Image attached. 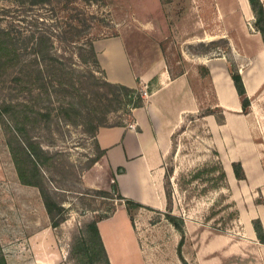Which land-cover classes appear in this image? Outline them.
<instances>
[{
    "label": "crops",
    "instance_id": "crops-1",
    "mask_svg": "<svg viewBox=\"0 0 264 264\" xmlns=\"http://www.w3.org/2000/svg\"><path fill=\"white\" fill-rule=\"evenodd\" d=\"M238 1L248 18L249 0ZM230 41L231 58L225 54L189 56L182 51L186 63L176 73L162 49L144 51L136 37L121 34L95 40L109 81L138 87L139 79L150 90L145 104L133 108L131 121L99 128L96 138L104 154L83 175L86 186L114 190L124 197L116 203L112 216L98 222L111 264H155L141 243L125 200L144 205L136 213L141 208L162 211L167 206L166 157L173 147V135L184 114L202 108L193 84L196 69L206 72L213 90L209 108L225 115L224 123L214 114L204 118L226 165L232 196L244 202L240 216L249 212L251 216L241 235L186 221L183 254L189 264H264V244L253 225V219L260 218L264 227V38L260 31H250L243 24ZM232 68L241 74L251 100L247 113ZM234 161L242 163L245 179L237 178ZM16 181L14 190L23 193L11 195L7 209L1 212V242L17 240L26 264H66L42 196L39 192L32 195L31 185L23 184L19 177ZM3 246L7 253L8 244Z\"/></svg>",
    "mask_w": 264,
    "mask_h": 264
},
{
    "label": "rangeland",
    "instance_id": "rangeland-1",
    "mask_svg": "<svg viewBox=\"0 0 264 264\" xmlns=\"http://www.w3.org/2000/svg\"><path fill=\"white\" fill-rule=\"evenodd\" d=\"M260 2L264 9V0ZM53 5L57 15L52 13L49 16L57 17L59 21L77 16V12L82 10L90 25L91 36L96 39L123 34L128 38H138V46L144 51L150 47H159L176 73L186 63L182 51L189 56L225 54L231 58L230 40L236 38L243 24L250 31H258V26H263L250 2L251 14L246 18L238 0H55ZM178 60L181 62L178 63ZM195 74L196 81L193 84L202 108L195 113L184 114L176 128L172 150L166 157L167 168L173 169L172 211L184 217L185 222L194 221L241 235L245 233L246 220L250 218L251 212L240 216L244 202L232 196V188L213 189L218 182L219 170L207 169H211L218 160H221L224 167L226 165L207 120L201 115L212 104L213 90L205 71L196 69ZM105 75L108 79L106 71ZM98 76L101 77L102 73L99 72ZM138 85L135 88L146 101L150 90L140 83ZM6 89L7 85L0 92H6ZM144 90L148 91L147 96L143 95ZM82 94H90V101L97 102H91L90 108L100 109V112L108 104L99 97L100 93L95 95L82 91ZM86 100L82 101L74 93L67 92L63 100V112L53 111L50 122L52 131L44 133L48 142L46 148L57 152L53 159L55 168L43 172L55 201L60 202L64 208L61 214H56V218L65 217L56 233L64 249L66 264L71 243L85 222L95 216L100 217L111 206L121 202L114 190L101 192L84 184L83 175L94 165L91 159L99 152L90 135L92 133L85 131L87 126L83 114L88 110ZM108 118V123L113 124L123 120L131 121L132 116L122 111H112L108 113ZM5 123L6 120L0 116V220L3 219L1 212L8 207V199L12 198L10 196L23 193L14 190L13 184L17 183L19 174L8 143L12 133L5 129ZM199 172L200 177L193 178ZM226 183L231 187L228 176ZM29 190L32 195L40 193L36 186L31 185ZM223 193L226 195L225 200L221 198ZM134 209V226L144 249L155 264H183L177 251L181 233L167 219V206L162 211L146 207L138 209L136 213ZM234 210L239 211L238 217L230 220L229 213ZM50 224L54 227L51 219ZM15 242L17 240L2 243L0 239V264H26L22 257V245ZM4 244H8L7 253Z\"/></svg>",
    "mask_w": 264,
    "mask_h": 264
},
{
    "label": "trees",
    "instance_id": "trees-1",
    "mask_svg": "<svg viewBox=\"0 0 264 264\" xmlns=\"http://www.w3.org/2000/svg\"><path fill=\"white\" fill-rule=\"evenodd\" d=\"M54 1L0 0V91L7 85L6 92H0V116L6 120L5 129L12 133L8 143L21 182L39 188L52 225L58 228L65 217L56 218V214H61L64 208L60 202L55 201L43 172L55 168L53 159L56 158L57 152L46 148L45 144L48 142L44 135L52 131L50 122L53 111L63 112V100L67 92L74 93L82 101L87 99L85 104L88 110L83 114L87 126L85 131L92 133L90 135L99 149L98 155L91 159L93 164L104 154L96 138L99 128L122 125L125 122L123 120L109 124L108 113L122 111L131 115L133 108L143 106L145 100L137 88L114 83L106 78L95 48L96 38L91 36L85 13L79 10L77 16L59 21L57 17L49 16L55 11L56 7L51 6ZM249 2L263 23V26H258V31L264 38L263 4L260 0ZM99 72L102 73L101 77L98 76ZM231 73L236 89L242 97L243 111L247 113L251 100L246 94L242 76L235 68H232ZM82 91L100 93L99 97L105 99L108 104L102 112L100 109L98 111L97 108H90V103L96 101H90V94L84 95ZM209 114H214L219 123H224L226 119L223 112L214 108H207L201 115ZM232 165L237 178L245 179L242 163L234 161ZM212 169L219 170L218 182L213 189L227 187L230 190L231 187L226 183L227 171L221 160L207 170ZM172 170L166 166V217L181 233L178 255L183 264H189L183 254L187 233L185 218L172 211ZM200 175L201 172L196 173L193 178ZM118 198L124 199L120 193ZM221 198L225 200L226 195L221 194ZM125 201L131 215L132 208L144 206L132 200ZM115 210L116 205H113L105 214L85 222L71 243L67 264H111L98 222L112 216ZM238 214L237 210L231 211L229 219L233 220ZM253 225L259 241L264 244L261 219H253ZM216 229L222 230L217 227Z\"/></svg>",
    "mask_w": 264,
    "mask_h": 264
},
{
    "label": "built area",
    "instance_id": "built-area-1",
    "mask_svg": "<svg viewBox=\"0 0 264 264\" xmlns=\"http://www.w3.org/2000/svg\"><path fill=\"white\" fill-rule=\"evenodd\" d=\"M143 95H146L147 96L148 95V91L147 90H144L143 91Z\"/></svg>",
    "mask_w": 264,
    "mask_h": 264
}]
</instances>
